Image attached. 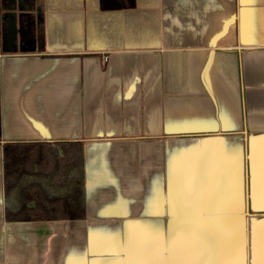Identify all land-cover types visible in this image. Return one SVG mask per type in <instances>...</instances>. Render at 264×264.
Listing matches in <instances>:
<instances>
[{
  "label": "crops",
  "instance_id": "obj_1",
  "mask_svg": "<svg viewBox=\"0 0 264 264\" xmlns=\"http://www.w3.org/2000/svg\"><path fill=\"white\" fill-rule=\"evenodd\" d=\"M37 11L0 0V264H261L264 0ZM69 141L83 217L7 221L2 144Z\"/></svg>",
  "mask_w": 264,
  "mask_h": 264
},
{
  "label": "trees",
  "instance_id": "obj_2",
  "mask_svg": "<svg viewBox=\"0 0 264 264\" xmlns=\"http://www.w3.org/2000/svg\"><path fill=\"white\" fill-rule=\"evenodd\" d=\"M134 6L135 0H100L103 11L132 9ZM37 7V43L42 47V0H37ZM2 163L7 221H57L83 217L82 143L6 142L2 144Z\"/></svg>",
  "mask_w": 264,
  "mask_h": 264
},
{
  "label": "snow or ice",
  "instance_id": "obj_3",
  "mask_svg": "<svg viewBox=\"0 0 264 264\" xmlns=\"http://www.w3.org/2000/svg\"><path fill=\"white\" fill-rule=\"evenodd\" d=\"M136 264H180L177 261H143V262H136ZM264 264V261L261 262Z\"/></svg>",
  "mask_w": 264,
  "mask_h": 264
}]
</instances>
